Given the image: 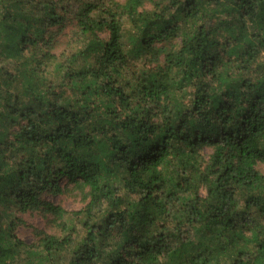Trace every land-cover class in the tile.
Listing matches in <instances>:
<instances>
[{"label":"trees","instance_id":"trees-1","mask_svg":"<svg viewBox=\"0 0 264 264\" xmlns=\"http://www.w3.org/2000/svg\"><path fill=\"white\" fill-rule=\"evenodd\" d=\"M0 264H264V0H0Z\"/></svg>","mask_w":264,"mask_h":264},{"label":"rangeland","instance_id":"rangeland-1","mask_svg":"<svg viewBox=\"0 0 264 264\" xmlns=\"http://www.w3.org/2000/svg\"><path fill=\"white\" fill-rule=\"evenodd\" d=\"M46 198L53 203H60L67 211H75L83 207L84 201L82 196L77 191H66L61 195L51 196L47 195ZM24 224H21L17 229V235L24 242L30 244L37 240L35 231L42 229L50 232L52 226L49 224L48 218L40 211L28 212L22 215Z\"/></svg>","mask_w":264,"mask_h":264}]
</instances>
